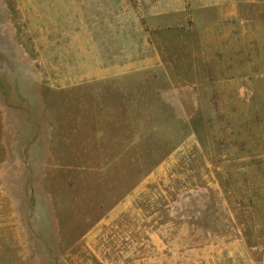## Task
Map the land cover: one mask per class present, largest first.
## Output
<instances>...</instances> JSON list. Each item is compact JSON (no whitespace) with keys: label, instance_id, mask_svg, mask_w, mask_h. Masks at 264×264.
Instances as JSON below:
<instances>
[{"label":"rangeland","instance_id":"rangeland-1","mask_svg":"<svg viewBox=\"0 0 264 264\" xmlns=\"http://www.w3.org/2000/svg\"><path fill=\"white\" fill-rule=\"evenodd\" d=\"M0 264H264V0H0Z\"/></svg>","mask_w":264,"mask_h":264},{"label":"crops","instance_id":"crops-1","mask_svg":"<svg viewBox=\"0 0 264 264\" xmlns=\"http://www.w3.org/2000/svg\"><path fill=\"white\" fill-rule=\"evenodd\" d=\"M238 5L229 4L225 7L217 8V19L219 22L233 21L239 17Z\"/></svg>","mask_w":264,"mask_h":264}]
</instances>
